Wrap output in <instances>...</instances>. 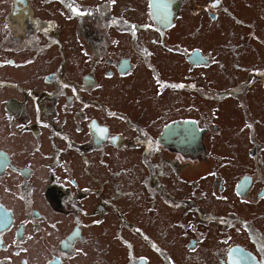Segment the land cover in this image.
Returning a JSON list of instances; mask_svg holds the SVG:
<instances>
[{"label":"flooded vegetation","instance_id":"obj_1","mask_svg":"<svg viewBox=\"0 0 264 264\" xmlns=\"http://www.w3.org/2000/svg\"><path fill=\"white\" fill-rule=\"evenodd\" d=\"M42 7L49 20L39 19ZM62 15L75 23V40L64 42ZM178 23L193 28L186 39L213 27L219 44L176 45L187 57L172 58L183 80L171 81L183 87L159 90L168 79L145 66V40L165 41ZM211 51L235 81L224 90L213 81L225 95L209 119L221 121L227 101L244 111L242 141L226 147L231 161L211 142L219 123L185 117L189 108L177 121L148 123L118 112L111 129L107 81L143 82L147 72L159 99L192 89L197 100L213 99L210 86L189 81L200 73L207 82L208 69L195 70L206 64L192 63ZM41 52L43 81H17L24 60ZM247 53L256 60L248 66ZM0 93V264H264V114L252 109L257 93L264 112V0H0ZM128 151L141 160L127 166ZM103 226L111 238L99 250Z\"/></svg>","mask_w":264,"mask_h":264},{"label":"rangeland","instance_id":"obj_2","mask_svg":"<svg viewBox=\"0 0 264 264\" xmlns=\"http://www.w3.org/2000/svg\"><path fill=\"white\" fill-rule=\"evenodd\" d=\"M242 6V5H240ZM239 6V7H240ZM40 12L44 15H40L39 19L43 21L44 19L49 20L52 16L50 13V7H42L40 8ZM62 28H63V34H64V42H67L69 38H72L75 40V37L73 35V29H76L75 23H72L71 18L67 17L66 15H62ZM186 17V16H185ZM199 19V18H195ZM186 20H189L191 22H194L193 18L187 17ZM197 22V21H196ZM171 24L168 25V27ZM195 25V24H194ZM167 27V28H168ZM72 30V34H71ZM191 26L185 27L184 29L180 27L179 23L175 25L174 29L168 33V36L166 37V40L163 41L162 39L159 41L152 40L149 44V40L146 39V47H144V55L150 59L145 60V66L149 67L150 63L151 69L153 72H163L165 70L164 77L168 79V82H166L164 85H159V90H170V89H177L182 88L180 87L182 84H177L172 82L171 80L180 81L183 80V73L181 70L177 69L179 64V59H172L176 57L177 55H183L186 56V54H183L179 51L180 48H178L176 45H179L181 47H186L187 45L192 44H200L202 48H206L205 46H208L210 49H216V45L219 44L217 40V34L218 32H214V28L212 27L210 30L211 34H205L206 27L203 28V30L199 33V35H196L194 39H186L185 33L188 31H192ZM41 39L44 41L43 37ZM45 42V41H44ZM176 42L177 44H175ZM169 43L172 45L169 46ZM225 43V42H224ZM50 44V43H49ZM169 48H172L176 52H172L169 50ZM69 56L70 54H74V59L78 60V57L76 56V49L73 46L72 48H68ZM216 53V54H215ZM243 53V48L241 49V55ZM33 55L32 53H30ZM209 57H206L204 61H201L200 63H192L193 65H199V64H206L205 69H201L200 67H196V71L203 72L206 69V80L205 82L204 78L202 77V74L200 73H192L190 74V83L196 87L197 82L201 81L205 83L206 85L210 86L209 90L212 92L213 99L207 98L206 96L203 97V99L197 100L196 98H199L198 96H193L192 91L190 92V96L187 95V91L176 93L172 95V98L169 99L170 94L169 92L166 93V95L159 99L156 97L152 91L150 90V83L147 80L149 78L148 73L144 72L142 74L143 78H146L143 82H140L139 80H128L125 81L124 84L120 83L118 80H112L107 81L108 82V88L106 91L102 92L101 96L105 100H108L111 102V105L114 106L115 111H113V119L111 124V129L118 130L119 129V123L117 122L119 117L124 113L126 117H133V122L137 120H145L147 123L149 120H155L159 122V120L162 119V116L168 121L173 120L177 121L182 115L186 113V109H188L189 115H184L185 117H194L197 118L198 115L205 116L207 119L212 118L214 119L213 115V106L215 101L218 100L220 97L224 96L225 94L221 93L218 88L215 86V80L219 81V88H222V90L225 89V86L227 84H231L232 81H235V79H231L229 81L225 74H229L230 72H218L217 64L220 60L218 59V56L220 58V53L218 51H211ZM218 55V56H217ZM240 57V56H239ZM35 58V56H34ZM74 59L71 58V69H73ZM221 59V58H220ZM23 60V59H22ZM39 60H44V55L41 53L37 54V58L31 59V60H24L25 64V70L17 71L16 73V80L17 81H32L33 83H36L37 81H43V72H46L44 70L49 68V65L44 62H39ZM159 60L162 61V63L167 64L164 67H161V64L157 63ZM240 61H243V63L248 66L253 63H255V55H251L250 53H247L244 57H240ZM23 67V68H24ZM212 67V68H210ZM217 68V69H216ZM172 70L174 73L169 72ZM216 69V70H215ZM214 70V71H211ZM211 71V72H210ZM75 73V72H74ZM7 74V72L5 73ZM40 74L42 76L38 77ZM240 76V73H236ZM76 75V73L74 74ZM238 76V77H239ZM179 79V80H177ZM201 79V80H199ZM213 85V90H212ZM175 86V87H174ZM204 91L206 92L207 89L205 88ZM2 93H0V98H2ZM254 98V103L252 109L254 110L255 114L257 116H261L264 114L262 108L258 105V97L257 93L253 95L252 99ZM222 114L219 116V119L221 121H217L219 124H216L221 129V136H216L214 140L211 142H215V145H217L216 149L218 150V154L224 156L226 161H231L232 156H234L230 150L226 149L227 146L234 143L236 140L237 142H241L242 138L237 140L240 136L238 135V132L240 130V126L242 125L243 116H242V110L234 106V102L227 101L223 105ZM170 108L171 113L168 115H165L162 113V110ZM250 111V107H249ZM119 112V114H118ZM248 113V112H247ZM181 114V115H179ZM171 115V117H169ZM179 115V116H178ZM239 117V118H238ZM239 119V121H237ZM210 122H215L211 119H209ZM190 121V120H188ZM111 122V121H110ZM132 122V123H133ZM172 122V121H171ZM193 122V121H190ZM215 122V123H217ZM151 125V124H150ZM215 125V126H216ZM157 125H151V129L156 128ZM218 134V133H217ZM124 135L127 137V139L132 141V135H137L134 131L129 130V125H125L124 127ZM65 152V150H64ZM97 156V155H96ZM245 156V155H244ZM140 155L136 154L135 152H127L126 153V162L127 166L132 165L134 162L140 161ZM222 160V159H221ZM223 161V160H222ZM252 212H250L251 214ZM110 218L109 221H112ZM110 224L108 223L107 226ZM104 226L102 228H99L95 231V237L99 240V250L104 249L106 247V244L110 241V235L105 232H103ZM178 250H180V247H177ZM34 252H36L34 250Z\"/></svg>","mask_w":264,"mask_h":264},{"label":"snow or ice","instance_id":"obj_3","mask_svg":"<svg viewBox=\"0 0 264 264\" xmlns=\"http://www.w3.org/2000/svg\"><path fill=\"white\" fill-rule=\"evenodd\" d=\"M69 8L77 15H83L84 14L82 12L77 11V9L72 4H69ZM180 87H182V85Z\"/></svg>","mask_w":264,"mask_h":264},{"label":"water","instance_id":"obj_4","mask_svg":"<svg viewBox=\"0 0 264 264\" xmlns=\"http://www.w3.org/2000/svg\"><path fill=\"white\" fill-rule=\"evenodd\" d=\"M191 125H192V122H187V126H188L187 128L190 129L191 128ZM180 128H183V126H180Z\"/></svg>","mask_w":264,"mask_h":264},{"label":"bare ground","instance_id":"obj_5","mask_svg":"<svg viewBox=\"0 0 264 264\" xmlns=\"http://www.w3.org/2000/svg\"><path fill=\"white\" fill-rule=\"evenodd\" d=\"M186 124H187V123H186ZM186 124H184V125H181V126H186ZM183 140H184V139H181V142H183ZM181 142H180V143H181Z\"/></svg>","mask_w":264,"mask_h":264}]
</instances>
